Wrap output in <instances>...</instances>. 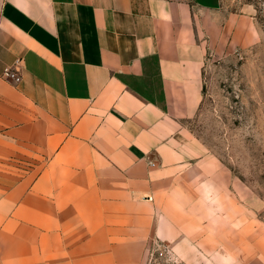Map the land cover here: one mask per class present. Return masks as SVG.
I'll use <instances>...</instances> for the list:
<instances>
[{"label": "crops", "instance_id": "0c3cea01", "mask_svg": "<svg viewBox=\"0 0 264 264\" xmlns=\"http://www.w3.org/2000/svg\"><path fill=\"white\" fill-rule=\"evenodd\" d=\"M255 13L0 0V264H144L154 242L182 264H264L257 204L188 126L208 55L263 39Z\"/></svg>", "mask_w": 264, "mask_h": 264}, {"label": "rangeland", "instance_id": "374dc122", "mask_svg": "<svg viewBox=\"0 0 264 264\" xmlns=\"http://www.w3.org/2000/svg\"><path fill=\"white\" fill-rule=\"evenodd\" d=\"M255 5L263 35L249 48L211 52L204 99L189 128L220 158L264 219V0ZM239 2V0H238Z\"/></svg>", "mask_w": 264, "mask_h": 264}, {"label": "built area", "instance_id": "2783aa9c", "mask_svg": "<svg viewBox=\"0 0 264 264\" xmlns=\"http://www.w3.org/2000/svg\"><path fill=\"white\" fill-rule=\"evenodd\" d=\"M5 76L10 77L14 81L19 78L11 69L5 71ZM151 199V198H149ZM144 264H182L177 256L172 252L169 245L154 242L146 249Z\"/></svg>", "mask_w": 264, "mask_h": 264}]
</instances>
